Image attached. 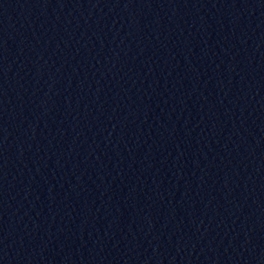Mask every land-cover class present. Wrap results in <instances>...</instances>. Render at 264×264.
I'll list each match as a JSON object with an SVG mask.
<instances>
[{
    "label": "water",
    "instance_id": "1",
    "mask_svg": "<svg viewBox=\"0 0 264 264\" xmlns=\"http://www.w3.org/2000/svg\"><path fill=\"white\" fill-rule=\"evenodd\" d=\"M0 264H264V0H0Z\"/></svg>",
    "mask_w": 264,
    "mask_h": 264
}]
</instances>
